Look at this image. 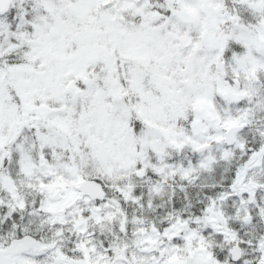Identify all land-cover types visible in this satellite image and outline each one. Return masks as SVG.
I'll list each match as a JSON object with an SVG mask.
<instances>
[{"label":"snow or ice","instance_id":"1","mask_svg":"<svg viewBox=\"0 0 264 264\" xmlns=\"http://www.w3.org/2000/svg\"><path fill=\"white\" fill-rule=\"evenodd\" d=\"M0 264H264V0H0Z\"/></svg>","mask_w":264,"mask_h":264}]
</instances>
